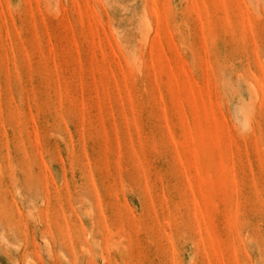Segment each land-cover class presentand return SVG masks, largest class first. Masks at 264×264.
<instances>
[{
  "label": "rangeland",
  "instance_id": "1",
  "mask_svg": "<svg viewBox=\"0 0 264 264\" xmlns=\"http://www.w3.org/2000/svg\"><path fill=\"white\" fill-rule=\"evenodd\" d=\"M0 264H264V0H0Z\"/></svg>",
  "mask_w": 264,
  "mask_h": 264
}]
</instances>
